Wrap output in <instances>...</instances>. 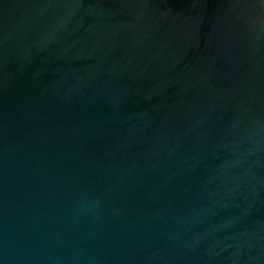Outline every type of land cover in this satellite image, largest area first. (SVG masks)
Listing matches in <instances>:
<instances>
[{"label": "water", "instance_id": "water-1", "mask_svg": "<svg viewBox=\"0 0 264 264\" xmlns=\"http://www.w3.org/2000/svg\"><path fill=\"white\" fill-rule=\"evenodd\" d=\"M0 264H264V0H0Z\"/></svg>", "mask_w": 264, "mask_h": 264}]
</instances>
